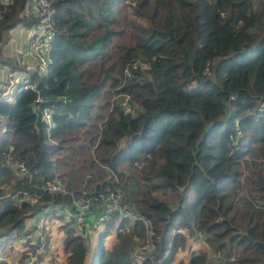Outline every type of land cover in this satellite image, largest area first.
I'll return each mask as SVG.
<instances>
[{
  "label": "trees",
  "instance_id": "trees-1",
  "mask_svg": "<svg viewBox=\"0 0 264 264\" xmlns=\"http://www.w3.org/2000/svg\"><path fill=\"white\" fill-rule=\"evenodd\" d=\"M51 1L47 72L30 71L36 89L0 99V177L25 161L13 189L38 202H2L0 227L110 185L138 217L115 213L97 242L95 230L66 225L67 264H135L134 244L148 235L171 264L183 230L206 234L219 264H264V0ZM28 2L0 0V45L32 26ZM56 173L67 192L43 191ZM170 190L175 202L158 194Z\"/></svg>",
  "mask_w": 264,
  "mask_h": 264
},
{
  "label": "built area",
  "instance_id": "built-area-1",
  "mask_svg": "<svg viewBox=\"0 0 264 264\" xmlns=\"http://www.w3.org/2000/svg\"><path fill=\"white\" fill-rule=\"evenodd\" d=\"M3 2H11V0H2ZM28 9L34 16L35 21L31 28V33L28 36L27 46L25 49H15L13 51L14 58L20 66L28 62L35 64H42L44 66V73L47 72L50 61L51 52L53 50L54 39L57 34V28L54 25L53 17L54 10L51 0H29ZM28 69H20V71H7L4 77L0 79V99L12 100V92L14 90L22 89H36L37 82L27 76ZM128 72V69H126ZM10 83V85H8ZM65 100L66 98L63 97ZM38 101H45L44 97L39 94ZM121 104L124 105L127 111H131V104L125 99ZM53 111L46 106L43 109V118L52 122ZM241 132H239V135ZM17 173L20 177L29 173V168L25 161H18L16 163ZM43 191L48 193L67 192V186L61 177L60 173H56L52 178L47 179L42 185ZM125 192V191H124ZM120 188L113 186H106V188L99 192H92L88 195H83L80 198H73L70 205L54 204L49 205L46 213H59L67 216L78 228L86 225L89 219V211L94 205H100L101 211L95 217L90 219L93 222L95 229L100 228L115 214L118 213L120 217L137 218L136 212L132 211L126 205V194ZM36 194L37 191H36ZM37 199V195L29 192L27 189L14 190L4 196H0V203L11 200L15 204H21L23 201L29 199ZM89 219V220H90ZM24 257L18 261L17 264H52L51 258L47 255V248L49 245L48 230H47V214L38 215L32 227L29 229L27 235L23 239ZM153 242L151 237L144 238L143 241L137 245L134 254L142 263L148 261L149 264H161V259L154 256L151 252Z\"/></svg>",
  "mask_w": 264,
  "mask_h": 264
},
{
  "label": "rangeland",
  "instance_id": "rangeland-1",
  "mask_svg": "<svg viewBox=\"0 0 264 264\" xmlns=\"http://www.w3.org/2000/svg\"><path fill=\"white\" fill-rule=\"evenodd\" d=\"M32 28L30 26H25L24 24L20 23L15 28L10 31L9 39L12 40L4 49V53L0 54V77H4L7 71L10 72H18L20 69L15 63L13 49L24 47L23 45L26 44V38L31 33ZM2 53V52H1ZM3 60H11L12 63H2ZM5 64V65H4ZM25 65L26 69L29 71H38L39 77L42 76L44 73V66L42 64H33L28 62ZM31 73H27V76L30 77ZM124 84V83H122ZM10 85V83L8 84ZM113 96V95H112ZM112 98V97H111ZM119 99L122 98V95L119 94ZM230 113V108H227V115ZM12 172L10 174H4L3 178L0 179V196L7 195L13 191V175L16 173V163H11ZM122 190V189H121ZM124 192V190H122ZM125 193V192H124ZM160 197L166 198L171 202H175L177 200V194L174 191H167L166 193L159 192ZM32 204L38 202L37 199H29ZM1 204V203H0ZM127 205V203H126ZM49 206V205H48ZM48 206L41 208V209H33L35 213L34 216L27 218L24 225L13 227L14 220H10L6 222L5 225L0 227V261H5L7 264H14V256L20 254V243H23L24 237L27 235L29 229L33 225V221L36 220L38 215L47 214V230L49 233V245L47 248V255L51 258L52 264H67L69 260L70 250L67 249L65 240H64V232L66 230V225L75 226L74 223L67 217L62 216L59 213H46ZM128 206V205H127ZM2 209V204L0 206V210ZM32 210V211H33ZM132 219V218H131ZM134 219V218H133ZM69 221V222H68ZM70 221L72 223H70ZM93 226L92 220L90 221ZM119 224V220L116 221L110 228H109V236H106L107 239H110L111 236L116 234V230ZM130 223L128 221L125 223L124 229L128 227ZM86 227V225L84 226ZM105 225H102L98 229H94L95 232L91 233V240L98 241L100 236V232L104 229ZM77 228V227H76ZM87 228L91 230V227ZM79 229V228H78ZM177 231V229L175 230ZM185 233V237L180 236L179 240L176 242L177 244V254L175 259L172 261L171 264H188L191 257L193 255H198L201 253H205L207 255V260L205 264H219L222 261L223 254H216L211 246V243L206 240V234H192L183 230ZM183 234V233H182ZM112 241H115L116 236L112 237ZM149 238V235L146 239ZM139 239V238H137ZM136 239V240H137ZM139 241V240H138ZM143 240L137 242L133 249V261L135 264H140L141 262L138 260L134 252H136V247L140 244ZM68 246V245H67ZM71 248L72 246H68ZM23 249V246L21 250ZM151 252H153V247L151 248ZM89 249V253H90ZM154 253V252H153ZM156 253H154L155 255ZM96 261V258H95ZM18 263V262H17Z\"/></svg>",
  "mask_w": 264,
  "mask_h": 264
},
{
  "label": "crops",
  "instance_id": "crops-1",
  "mask_svg": "<svg viewBox=\"0 0 264 264\" xmlns=\"http://www.w3.org/2000/svg\"><path fill=\"white\" fill-rule=\"evenodd\" d=\"M27 38H26V44H24L23 46L24 47H19L20 49H25L26 48V46H27ZM12 40H7V42H5V43H2L1 44V54H3L4 53V51H3V49L11 42ZM19 48H14L12 51H14L15 49H19ZM5 65V64H4ZM0 74H2V76H3V73H1L0 72ZM0 79H2V77H0ZM0 206H1V204H0ZM100 211H101V206L100 205H94L91 209H90V211H89V219L91 218V217H95L97 214H99L100 213ZM88 219V221L86 222V226H88V227H91L93 230H94V226H92V223L90 222L91 221V219L89 220ZM113 239V238H112ZM22 245L23 244H21L20 243V254L19 255H17V256H14L13 258H14V264H16L19 260H20V258H21V256H22V250H21V248H22Z\"/></svg>",
  "mask_w": 264,
  "mask_h": 264
},
{
  "label": "clouds",
  "instance_id": "clouds-1",
  "mask_svg": "<svg viewBox=\"0 0 264 264\" xmlns=\"http://www.w3.org/2000/svg\"><path fill=\"white\" fill-rule=\"evenodd\" d=\"M0 49H2L1 48V45H0ZM15 59V58H14ZM15 63H16V65L18 66V68L19 69H25V66H20L19 64H17V62H16V60H15ZM27 73H30V71L29 72H27ZM19 174H17V176H18ZM20 177V176H19ZM53 214H55V213H53ZM120 217V216H119ZM78 228V227H77ZM95 229V228H94ZM23 246V245H22ZM24 257V251L22 250V256H21V258H20V260L22 259ZM19 260V261H20ZM17 264V263H16Z\"/></svg>",
  "mask_w": 264,
  "mask_h": 264
},
{
  "label": "water",
  "instance_id": "water-1",
  "mask_svg": "<svg viewBox=\"0 0 264 264\" xmlns=\"http://www.w3.org/2000/svg\"><path fill=\"white\" fill-rule=\"evenodd\" d=\"M18 177H19V175L16 178H18Z\"/></svg>",
  "mask_w": 264,
  "mask_h": 264
}]
</instances>
